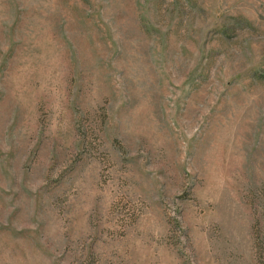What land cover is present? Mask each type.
<instances>
[{
	"label": "rangeland",
	"instance_id": "obj_1",
	"mask_svg": "<svg viewBox=\"0 0 264 264\" xmlns=\"http://www.w3.org/2000/svg\"><path fill=\"white\" fill-rule=\"evenodd\" d=\"M0 264H264V0H0Z\"/></svg>",
	"mask_w": 264,
	"mask_h": 264
}]
</instances>
